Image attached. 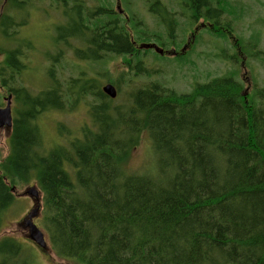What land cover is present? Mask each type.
Wrapping results in <instances>:
<instances>
[{"label": "trees", "instance_id": "16d2710c", "mask_svg": "<svg viewBox=\"0 0 264 264\" xmlns=\"http://www.w3.org/2000/svg\"><path fill=\"white\" fill-rule=\"evenodd\" d=\"M37 1L45 0H8L0 17L6 37L8 28L27 23L23 14ZM50 1L64 19L56 26L57 43L75 48L81 60L122 56L129 71L145 74L149 48L143 44L155 39L168 47L136 11L120 13L112 0L93 6ZM175 1L188 20L203 19L200 28L215 39L227 41L234 32L233 20L223 17L224 1ZM145 2L175 41L174 12L164 0ZM11 8L16 17L6 13ZM75 40L84 46L74 47ZM257 43L242 41L243 52L262 58ZM23 48L24 42L6 50L3 70L9 73L0 72L19 102L9 154L0 163V229L3 212L15 201L11 185L35 180L43 196L40 227L51 248L76 264H264V87L246 91L233 69L188 92L151 82L116 104L84 73L63 85L51 69L49 86L34 94L16 81L27 66ZM219 56L240 60L225 47ZM89 96L91 123L43 151L39 116L72 109ZM144 134L152 165L131 171L128 163ZM23 246L13 237L0 239V264H19Z\"/></svg>", "mask_w": 264, "mask_h": 264}, {"label": "rangeland", "instance_id": "374dc122", "mask_svg": "<svg viewBox=\"0 0 264 264\" xmlns=\"http://www.w3.org/2000/svg\"><path fill=\"white\" fill-rule=\"evenodd\" d=\"M85 1L91 6L96 4L95 0ZM215 1L218 0L213 2L215 3ZM220 1H224L223 4L227 5L223 17L233 20L234 32L229 33L227 41L215 39L207 30L200 28L204 22L203 19L194 23L184 15L185 18L175 0H164L169 10L174 12L173 16L177 20L175 41L168 38L165 25L160 22L157 15L149 11L145 0H112L113 7L120 13H124L127 7L136 11L137 15L144 19L149 31H157L168 47L160 45V42L154 38L152 42L164 48L165 51H171L169 54L166 52L163 55L159 54L161 58H158V53L154 49H148L147 53L143 55V59L144 65L150 72H145V74H143L144 72L136 74V70L129 71L122 56L110 54L98 63L81 60L77 56L75 48H67L63 43H57L55 39L57 37L56 26L64 21L61 10L50 0L37 1L36 6L29 10L28 15L23 14L27 20L25 25L19 26L18 29H15L16 27L7 29L9 37L5 39L2 37L4 35L0 25V71L9 73V69L3 70L2 68L6 50L24 42L23 60L27 66L19 76H16V81L17 85L26 86L34 94L49 86V71L51 69L54 70L53 75L60 79L63 85L71 78L80 77L83 73L87 80L94 79V82H97L96 85L100 87L107 82L119 85L120 92L116 98H112L116 104L127 103L131 91L151 82L162 83L178 92H188L192 90L195 83L207 81L233 69L238 71V76L243 81L246 91H253L255 87H264V0ZM5 3L6 0H0V17L4 12ZM105 3L110 5L108 1ZM6 13L16 17L13 8L8 9ZM196 29H198L197 32H195ZM251 40L253 42L258 40V48L263 51L262 58L248 57L243 52L241 42L248 43ZM72 43L74 47L84 46L76 40ZM223 47L228 50V53L238 52L240 60L232 62L219 56ZM175 49L183 55L177 57ZM54 57L60 58L56 62ZM137 62L138 57H135L133 64L136 65ZM1 82L0 76V84ZM8 94V89L0 86V106L6 104ZM92 100V97L89 96L74 108L70 107L72 109H52L39 116L37 123L42 133L43 151H47L57 144L65 143L70 137L79 135L82 126L91 123L88 103ZM18 106L19 102H16L15 109ZM14 107L12 112L15 116ZM61 127L64 128L66 134H61ZM8 141L7 132L0 129V163L9 154ZM153 159L154 154L151 151L149 137L144 134L135 147L128 166L131 171H143L145 167L152 165ZM6 182L10 183L8 179ZM31 183L33 186L37 185L35 180L18 187L11 185V189L15 188L13 191L15 201L2 214L0 239L6 236L13 237L24 245L19 264H24L25 261L28 264H76L73 259L59 256L51 248L47 234L49 248L45 252L32 245L30 241H26L19 234L22 232V226L18 221L31 206L30 199L24 197V191L28 185L31 186ZM36 222L40 225L39 219Z\"/></svg>", "mask_w": 264, "mask_h": 264}, {"label": "water", "instance_id": "95a60500", "mask_svg": "<svg viewBox=\"0 0 264 264\" xmlns=\"http://www.w3.org/2000/svg\"><path fill=\"white\" fill-rule=\"evenodd\" d=\"M145 48H154L156 52L159 54H164V48L160 47L156 43H145L143 44ZM103 92L111 98H116L118 95V89L112 82H107L102 86ZM13 112H12V95H8L6 97V104L1 107L0 106V128L11 129L13 126ZM13 187V191H14ZM25 194L32 196L35 200V206L30 211L28 216L26 217V223L29 228V238L32 239L41 249L47 250L49 248V244L45 235V232L39 227L34 221L33 217L39 215L40 209V195L41 190L37 185H31L24 191Z\"/></svg>", "mask_w": 264, "mask_h": 264}, {"label": "flooded vegetation", "instance_id": "af4514ba", "mask_svg": "<svg viewBox=\"0 0 264 264\" xmlns=\"http://www.w3.org/2000/svg\"><path fill=\"white\" fill-rule=\"evenodd\" d=\"M8 4V0H6V3H5V5H4V7H3V10L5 11V8H6V5ZM4 13V12H3ZM197 30V29H196ZM4 36H2V37H4V39L6 38V35L5 34H3ZM153 43V42H152ZM153 49V48H152ZM23 52H24V48H23ZM24 57V53H23V55H22V58ZM6 59V58H5ZM6 67V63H5V61H4V65L2 66V68H5ZM0 72H2V71H0ZM4 72V71H3ZM5 73V72H4ZM0 86L2 87V88H7L8 89V95H12V110H13V107H14V94H13V90L11 89V86L10 87H8V86H4L3 85V82H1V84H0ZM1 107H3V105H1ZM0 129H4L6 132H7V134H8V137L11 135V133H12V129H13V126H12V128L9 130V129H6V128H0ZM30 185H33L32 183L30 184ZM28 187H29V185H28ZM12 191H13V189H11ZM24 194H25V192H24ZM15 195H16V197H17V194L15 193ZM19 197H21V196H19ZM24 197L25 198H29L30 199V201H31V206L29 207V209L24 213V215L20 218V220L18 221L19 222V224L22 226V232L21 233H19V234H21V237H24L25 238V240L26 241H30V243L32 244V245H34V246H36V247H38L39 249H41L32 239H30L29 238V228H28V226H27V223H26V217L28 216V214L30 213V211L34 208V206H35V200H34V198L32 197V196H30V195H28V194H25L24 195ZM40 197H41V195H40ZM40 202H41V205H40V209H39V215H37V216H35V217H33V221L36 223V224H38L37 222H36V220L37 219H40V212H41V207H42V202H43V200H42V197H41V199H40ZM15 234H18V233H15ZM17 240V239H16ZM20 242V241H19ZM42 251H47V250H43V249H41Z\"/></svg>", "mask_w": 264, "mask_h": 264}]
</instances>
